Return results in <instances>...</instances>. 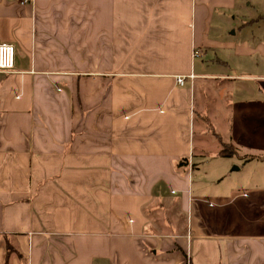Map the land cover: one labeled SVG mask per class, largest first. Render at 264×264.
Masks as SVG:
<instances>
[{
    "label": "crops",
    "instance_id": "obj_1",
    "mask_svg": "<svg viewBox=\"0 0 264 264\" xmlns=\"http://www.w3.org/2000/svg\"><path fill=\"white\" fill-rule=\"evenodd\" d=\"M0 41V264H264V200L193 184L264 149V0H0Z\"/></svg>",
    "mask_w": 264,
    "mask_h": 264
},
{
    "label": "rangeland",
    "instance_id": "obj_2",
    "mask_svg": "<svg viewBox=\"0 0 264 264\" xmlns=\"http://www.w3.org/2000/svg\"><path fill=\"white\" fill-rule=\"evenodd\" d=\"M253 84L254 85L251 84L253 86L251 87L253 89L252 98L250 95L248 98L238 96L235 101L237 106L235 107V112L238 115L237 120L238 123H240L239 127L243 122L246 123L248 125L246 129L248 130L246 135L253 137L256 136L254 139L257 138L259 142H261L262 139L264 140V122H262V112L259 111L255 114L258 119L262 120L258 125H251L248 122L250 121L249 118L243 119V121H241L242 117L239 115L244 114V109L246 107L245 105L252 99V101H261L260 99L264 101V95H258L256 82L254 81ZM198 87L200 86L198 85ZM201 118L203 117L196 115L195 120L198 124L199 122L202 123ZM214 128L217 130V132L219 131V128L216 125H214ZM195 132L197 133L196 130ZM226 136L228 137L227 134H221L220 132V137L222 140H226ZM232 141L236 143L238 147L236 148L237 152L232 156H217L213 153L211 154V151H207L205 159L203 161H198L195 164L193 171L194 186L200 184V188H204L206 196L211 199H216V197L221 195L231 197L234 196V194L237 195V198L241 199V196L244 193L242 197L243 200H264V159H251L244 161V154H263V156L258 157L264 158V149L251 146L249 144H244L240 147L242 143L248 142H246L244 137L240 138L239 135L237 139ZM230 144L233 143L230 142Z\"/></svg>",
    "mask_w": 264,
    "mask_h": 264
},
{
    "label": "built area",
    "instance_id": "obj_3",
    "mask_svg": "<svg viewBox=\"0 0 264 264\" xmlns=\"http://www.w3.org/2000/svg\"><path fill=\"white\" fill-rule=\"evenodd\" d=\"M21 4L29 3L31 0H18ZM15 49L10 43L0 41V71H10L14 68ZM185 76H177L176 82L179 85L184 84ZM209 205L212 202L208 203Z\"/></svg>",
    "mask_w": 264,
    "mask_h": 264
},
{
    "label": "trees",
    "instance_id": "obj_4",
    "mask_svg": "<svg viewBox=\"0 0 264 264\" xmlns=\"http://www.w3.org/2000/svg\"><path fill=\"white\" fill-rule=\"evenodd\" d=\"M235 153H236V148L233 144H230V143H222V146L220 150L218 151V155L223 156V157H229ZM247 158L252 159L254 158V156H249ZM259 158H263V157H259ZM11 251H12V248L10 246H7V253Z\"/></svg>",
    "mask_w": 264,
    "mask_h": 264
}]
</instances>
